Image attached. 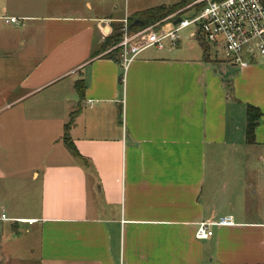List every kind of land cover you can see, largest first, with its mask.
<instances>
[{"label": "crops", "instance_id": "1", "mask_svg": "<svg viewBox=\"0 0 264 264\" xmlns=\"http://www.w3.org/2000/svg\"><path fill=\"white\" fill-rule=\"evenodd\" d=\"M108 1L0 0V51L22 61L16 70L28 62L20 55L27 37L43 45L40 60L17 80L25 93L14 102L44 88L58 102L57 116L42 114L45 134L48 120L58 119V147L31 164L40 187L37 216L19 220L41 226L46 256L61 264H264V151L257 160L245 153L234 161L232 177L204 196L208 150H224L242 122L223 95L212 94L209 70L211 90L194 95L203 67L182 85L181 98L171 55L145 51L125 72L120 58H111L115 46L104 50L109 36L132 15L165 4L130 13L128 2ZM3 16L19 24L5 26ZM253 68L264 78L262 62L243 71ZM258 93L237 98L261 111L254 145L246 143V115L244 145L251 150L264 149V89ZM73 114L69 135L79 155L63 140ZM225 216L235 225L215 228L209 240L195 238L197 224Z\"/></svg>", "mask_w": 264, "mask_h": 264}, {"label": "rangeland", "instance_id": "2", "mask_svg": "<svg viewBox=\"0 0 264 264\" xmlns=\"http://www.w3.org/2000/svg\"><path fill=\"white\" fill-rule=\"evenodd\" d=\"M112 1L109 0L108 2ZM114 1L120 6L128 2L131 9L130 13H132L134 9L143 10L154 7L160 0ZM162 1H164L162 4L171 6L183 0ZM191 15L192 11H189L183 17L190 18ZM2 22L4 23V21ZM27 24V21L24 22L25 26ZM123 24L121 23L120 26ZM49 25L51 27L56 23L53 22ZM1 30L6 29L1 28ZM193 30V27H189L179 33L178 48L167 47L165 51L162 50L164 52L152 48L148 49L147 53L175 57L172 60L173 63L179 65L177 74L179 98L183 94L182 85L185 86L186 81L192 82L191 74L200 71L202 67L204 68L202 69L203 75L197 72L198 75L201 74L199 76V78L201 77L200 92L194 88V95L200 97L205 90H211V86L208 88L206 85V78L204 77V72L209 70L210 76L216 82V85L212 86L214 90L212 94L219 93L220 96L223 95L226 99V105H229L228 110L233 111V115H235V120L238 119L242 122L240 131L231 129L228 135L231 141L224 150H220L218 153L209 150L207 152L205 166V180L207 181L203 195L210 194L212 196V193L217 191L221 181L229 180L232 177L233 172L230 176V171L235 169L234 161L243 159L245 153L247 155L251 153L252 159L257 160L258 155H260L258 150L264 151L263 148L251 150L249 149L250 146L244 145V123H246L247 112L245 106L237 103V98L244 100L250 95L259 94L258 91L264 89L260 88L264 85V82L263 84H259V82L264 81V78L255 71L261 70L260 68H253L244 72L239 68H231L224 61H221L220 56H217V62H206L203 58V50L198 42L189 38V34ZM27 39L29 42L28 47L25 48L27 52L22 51L20 54L22 58L28 59V62H23V64L28 65L26 68H23L22 64L16 70L22 61L18 62L17 59H13L12 55L0 51V264H61L57 261L56 256H46L47 249L45 248L41 226H31V224L19 220L23 217L37 216V208L40 204L38 188L40 187L38 181L32 179L31 164L33 160L38 162L45 156L50 157L52 153H55L58 146L52 143V139L57 138L59 128L58 119L48 120L50 124H48V133H46L48 137H46L42 127V122L45 120L42 118L44 117L42 114L47 110H52L56 116L58 115V112H56L58 102L55 99L48 98L49 94L52 93L51 89L37 90L20 102H14L18 96L25 93L19 89L17 80L29 72L27 70L30 69L29 66L34 67L42 57L43 45H37L35 37H27ZM53 42H56V39ZM8 43H11L10 40ZM211 50H213L211 53L217 51L215 48ZM259 61L263 63L260 58ZM251 70L255 71V74ZM199 78L195 76L194 80ZM257 84L259 85L257 86ZM197 104L199 110L203 103L198 102ZM60 131L63 133V127ZM44 136L48 138L47 142L40 143L41 138ZM65 150L68 152L66 148ZM221 161L231 164L229 167L221 166L219 163ZM216 163H218V166L215 165ZM227 169L229 172H227ZM2 214H5L6 219L2 218ZM253 216L254 218L257 217V215Z\"/></svg>", "mask_w": 264, "mask_h": 264}, {"label": "built area", "instance_id": "3", "mask_svg": "<svg viewBox=\"0 0 264 264\" xmlns=\"http://www.w3.org/2000/svg\"><path fill=\"white\" fill-rule=\"evenodd\" d=\"M201 6V9H197ZM192 11L190 18L183 15ZM5 24H19L15 17L3 16ZM180 21L175 24V21ZM189 27V34L200 45L207 42L216 55L231 68L244 70L253 64L264 63V0H195L166 19L138 30L123 24V38L114 48L120 50V61L126 72L129 66L148 49L177 48L179 33ZM213 51V50H212ZM259 61V62H258ZM6 219L5 215H2ZM29 224L34 221L22 220ZM232 216L206 220L197 224L195 238L209 240L215 228L234 226Z\"/></svg>", "mask_w": 264, "mask_h": 264}, {"label": "trees", "instance_id": "4", "mask_svg": "<svg viewBox=\"0 0 264 264\" xmlns=\"http://www.w3.org/2000/svg\"><path fill=\"white\" fill-rule=\"evenodd\" d=\"M193 1L195 0H183L180 3L174 4L171 6L161 5V6H157V7L136 13L132 15L131 17H129L128 19L129 25L130 26L133 25L136 20H145L147 21L148 25L151 26L157 22H160L166 19L168 16L176 13L177 11L185 8L186 6L191 4ZM201 8H202L201 6L197 7L198 10ZM141 28L142 26L140 25H133L131 29L138 30ZM122 38H123V28L121 27L109 36L108 41L106 42L104 46L105 47L104 50H106L109 47L116 46L117 44H119ZM200 47L203 50V58L206 62L209 63L211 61L212 62L218 61L217 55L214 53H211L212 52L211 46L207 42L200 41ZM110 53L112 54V55L110 54L111 58L115 59L116 61H119L120 50L118 48L113 50ZM76 89L78 93L80 94V96L83 97L84 96V84L77 82ZM246 111H247L246 143L248 145H254L256 143V133L255 132L259 124V120L261 118V111L259 108L254 107L252 105H247ZM74 119H75V114L71 116V120L65 128V135L63 137V140H64V143L67 145V147L73 153H75L76 155H79L69 135V131L74 122Z\"/></svg>", "mask_w": 264, "mask_h": 264}, {"label": "water", "instance_id": "5", "mask_svg": "<svg viewBox=\"0 0 264 264\" xmlns=\"http://www.w3.org/2000/svg\"><path fill=\"white\" fill-rule=\"evenodd\" d=\"M180 21V19L175 21V24H177ZM133 25H140L142 27H146L148 25L147 21L145 20H136ZM133 25H129V28L131 29Z\"/></svg>", "mask_w": 264, "mask_h": 264}]
</instances>
